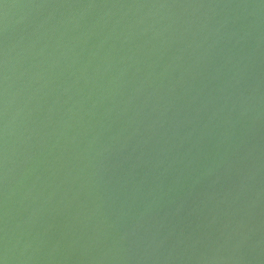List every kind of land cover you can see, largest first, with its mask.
<instances>
[{
    "label": "water",
    "instance_id": "obj_1",
    "mask_svg": "<svg viewBox=\"0 0 264 264\" xmlns=\"http://www.w3.org/2000/svg\"><path fill=\"white\" fill-rule=\"evenodd\" d=\"M3 264H264V0H0Z\"/></svg>",
    "mask_w": 264,
    "mask_h": 264
},
{
    "label": "snow or ice",
    "instance_id": "obj_2",
    "mask_svg": "<svg viewBox=\"0 0 264 264\" xmlns=\"http://www.w3.org/2000/svg\"><path fill=\"white\" fill-rule=\"evenodd\" d=\"M0 264H3V260L2 259H0Z\"/></svg>",
    "mask_w": 264,
    "mask_h": 264
}]
</instances>
